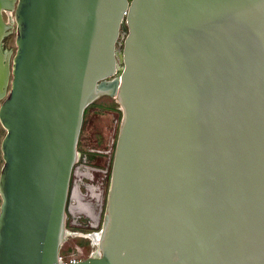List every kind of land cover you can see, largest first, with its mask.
<instances>
[{"label": "water", "instance_id": "obj_1", "mask_svg": "<svg viewBox=\"0 0 264 264\" xmlns=\"http://www.w3.org/2000/svg\"><path fill=\"white\" fill-rule=\"evenodd\" d=\"M102 94L122 118L98 253L61 261ZM0 125V264H264V0H0Z\"/></svg>", "mask_w": 264, "mask_h": 264}, {"label": "rangeland", "instance_id": "obj_2", "mask_svg": "<svg viewBox=\"0 0 264 264\" xmlns=\"http://www.w3.org/2000/svg\"><path fill=\"white\" fill-rule=\"evenodd\" d=\"M3 18L8 21L6 12H3ZM125 34L121 28L116 42L117 50L121 49ZM14 38L13 28L3 40L4 47L12 49V55L16 49ZM119 107L113 96L102 94L84 110L77 141L78 156L72 170L66 204L65 230L69 234H64L58 253L63 261L83 259L93 251H98V246L87 236L99 231L102 225L111 164L122 118ZM4 134L5 129L0 125V143Z\"/></svg>", "mask_w": 264, "mask_h": 264}, {"label": "bare ground", "instance_id": "obj_3", "mask_svg": "<svg viewBox=\"0 0 264 264\" xmlns=\"http://www.w3.org/2000/svg\"><path fill=\"white\" fill-rule=\"evenodd\" d=\"M111 83H112V81H110V82H104L102 85L109 86ZM115 98H116V96H115ZM65 231H64L65 234H69L67 230H65ZM100 236H101V233H100V231L97 230V231H94V232L89 233L87 237H90L91 240L93 241V243H95L98 246L97 243H98V240L100 239ZM93 253H98V251H93Z\"/></svg>", "mask_w": 264, "mask_h": 264}, {"label": "flooded vegetation", "instance_id": "obj_4", "mask_svg": "<svg viewBox=\"0 0 264 264\" xmlns=\"http://www.w3.org/2000/svg\"><path fill=\"white\" fill-rule=\"evenodd\" d=\"M70 184H71V178H70V183H69V190H70ZM75 260H81V259H75Z\"/></svg>", "mask_w": 264, "mask_h": 264}, {"label": "built area", "instance_id": "obj_5", "mask_svg": "<svg viewBox=\"0 0 264 264\" xmlns=\"http://www.w3.org/2000/svg\"><path fill=\"white\" fill-rule=\"evenodd\" d=\"M76 161H77V158H76ZM75 165V164H74ZM73 168H74V166H73ZM73 170V169H72ZM59 259L61 260V261H63L62 259H61V257L59 256Z\"/></svg>", "mask_w": 264, "mask_h": 264}]
</instances>
